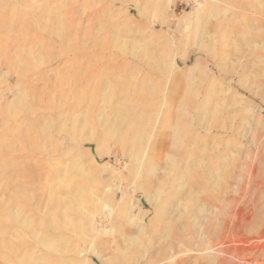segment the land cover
Here are the masks:
<instances>
[{"label": "rangeland", "instance_id": "374dc122", "mask_svg": "<svg viewBox=\"0 0 264 264\" xmlns=\"http://www.w3.org/2000/svg\"><path fill=\"white\" fill-rule=\"evenodd\" d=\"M115 105L159 112L155 177L101 139ZM70 136L82 167L54 185ZM166 176L175 248L150 245ZM91 249L107 264H264V0H0V264H101Z\"/></svg>", "mask_w": 264, "mask_h": 264}, {"label": "bare ground", "instance_id": "6f19581e", "mask_svg": "<svg viewBox=\"0 0 264 264\" xmlns=\"http://www.w3.org/2000/svg\"><path fill=\"white\" fill-rule=\"evenodd\" d=\"M139 15L141 16L142 13H139ZM204 27H205V25L203 24V22L200 23L199 21H197L196 25H195V34L194 35H196L198 32H204ZM200 38H201V46L203 47L204 40H203V37H200ZM158 65H159L158 63L153 64L151 69L160 70V67H158ZM134 107H137V106L134 105ZM134 109L135 108H132L131 111H129L127 113H123L122 108L119 107L118 105H115L112 107H108L109 111L106 114L100 113L101 115L97 119V125H99L100 127H103V129H104L103 134L101 136L102 137L101 139H103V141L107 140L109 142H119V143L121 142V144H125L128 148L126 150V155H128L131 159V169L134 172H136V171L138 172V171L142 170L145 172V174L147 176L155 177L156 172L158 171V166H157L158 160L162 156L163 152L159 153L160 149H159V147L155 146V144L149 145V148H148L147 145L146 146L144 145V141L146 138H148L147 137L148 134L146 132L147 127L150 126L154 120H157L159 112L156 111V113H153V114L142 113V112L140 113L139 111H136ZM167 115L168 114L165 115L164 119L166 118ZM34 125L32 124V126H34ZM88 125H90V123ZM38 128H39V126H38ZM38 130H40V128ZM80 133H81V131H80ZM43 135H44L43 132H37L36 133V128L34 130L33 129H27L23 133L22 138L20 137L21 138L20 141L22 144H26L27 142H31L32 144H36L38 142V140L40 139V136H43ZM90 141H94L95 156L96 157L102 156L103 153L101 150L102 149L101 142H100L101 140H99V138L98 139L96 138V139H90ZM50 144H51V142L49 141L48 145H50ZM67 144H68V146L74 147L75 150L74 151L71 150L72 147H71V149H69V147H65L61 151L63 161L60 164L61 168L59 170H57L56 175L52 179L53 184L55 183L54 185L61 182V179L63 178L64 173L77 172V171L81 170V167H82L81 161H82V157H84V152L81 151L82 140H78V139L74 138L73 136H70L68 138ZM11 145H12V143L10 142L8 144V148H11ZM120 146H122V145H120ZM38 149H39V147H38ZM42 149L44 150V148H42ZM123 152H124V150H123ZM47 153H49V152H47ZM48 157H49V155H48ZM172 163L175 164L174 161ZM168 172H166V173L164 172V174H167ZM157 181H158V179L156 180V182ZM174 184H175V181L171 177L166 176L165 178H163L159 181L158 187L156 188L157 194H158L157 196L160 200V204H159L158 208H155V216L150 221V225H152L151 222H155V225H152V227H151L150 245H152L154 240H156L155 237H159V238L162 237L163 240L165 239L164 240L165 243H167L166 241H168L169 243H172V244H170L171 248H173V247L175 248L176 246H178L180 244L179 240H177V237H176L178 234L177 229H176L172 219H169L167 217L169 210L173 207L172 202H174V194H173ZM155 191L156 190H154V194H155ZM71 192L69 191V193H68L69 195H67V197H66L69 200V204H71V205L74 204L76 206L82 207L84 204L87 203L86 199L84 198L82 193L75 194V193H71ZM59 194L60 193H56L55 195H53L54 198L60 199ZM150 197H152V196H150ZM154 199H155V197L153 196L152 200L154 201ZM149 200H151V198H149ZM69 210H70L69 212H71V209H69ZM145 224H146L145 223V217H141L138 219L137 227L140 230V235L143 232H145L144 231L146 229ZM145 233H143V234H145ZM139 241H140L139 237H136L135 239H133V241H130L129 243L132 245H136V244H138ZM61 242H63V241H60L57 244H55V247H53L51 244H49L46 241L44 244L49 245V249L51 248L52 250L56 251L57 247L59 246V244H61ZM5 248L8 249L9 252H11L10 251L11 248L9 245L5 246ZM91 250H92L91 251L92 254L100 261L101 264H107L106 261L103 259L101 253H99L93 249H91ZM60 251L65 253L64 249H62ZM7 259H10V255L8 256ZM58 264H60V263L58 262Z\"/></svg>", "mask_w": 264, "mask_h": 264}]
</instances>
